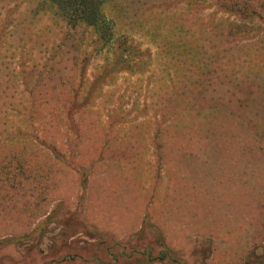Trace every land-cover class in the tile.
Returning a JSON list of instances; mask_svg holds the SVG:
<instances>
[{
    "label": "rangeland",
    "instance_id": "obj_1",
    "mask_svg": "<svg viewBox=\"0 0 264 264\" xmlns=\"http://www.w3.org/2000/svg\"><path fill=\"white\" fill-rule=\"evenodd\" d=\"M154 1L169 2L166 8L156 11L166 16H176L182 4L176 6L179 0L113 3L116 9L118 4L125 6L120 13L128 19L137 14L148 15L146 7ZM35 6V0H0V19L12 15L18 24L10 41L17 45L19 37H24L28 41L27 52L37 55L41 63L56 54L59 65L52 77L71 73L77 82L80 73L72 69L76 52L73 41L52 26L49 15L35 19ZM211 11L199 13L200 24L207 26ZM36 24L41 31L34 38V45L31 26ZM136 41L143 49L151 50V70L144 75L119 74L116 83L99 88L96 94H100V107L110 108L113 104L108 101L119 97L125 108L135 111L133 119L147 104L151 107L147 115L155 120L151 103L158 102L161 91L148 92L146 85L150 75L160 74V51L148 37L139 34ZM55 43L62 45L57 47ZM7 48L6 53L11 54L13 47ZM105 59H110L108 51L96 54L88 65L89 77L101 71ZM0 65L8 98L17 94L12 89L13 80L8 83V79H15L14 75H36L32 74V67H18L7 58ZM49 75L50 72L46 77ZM56 89L43 94L61 98L68 93ZM210 90L214 94L224 92L229 97L226 100L236 106L237 97L245 95L233 85L217 82L210 85ZM257 95L255 100L248 96L244 112L236 107L237 114L231 115L229 109L216 106L223 114L216 116L214 105L205 109L198 105L204 112L197 119L184 116L180 126L170 127L168 139L180 141L183 160L173 166L172 159H167V170L160 165L166 178L147 166L151 153L148 146L143 148L147 155H137L135 163L130 156L122 159L116 155L101 164L86 159L82 162L85 166L78 162L67 166L50 158L43 148L31 155L29 149L23 150V158L30 161L35 176L16 192H0V264H116L111 258H118L117 264H132L134 260L146 264L149 258L151 264H264V156L257 152L252 131L241 127L244 115L239 114V110L247 113V118L264 126V85ZM58 116L55 110L52 118L56 123ZM148 117L140 126L125 131L127 137L135 134L137 147L139 141L146 139L139 137L140 131L153 128ZM104 123L108 124L106 120ZM109 130L111 135L112 129ZM119 141L131 142L125 137ZM109 144L106 149H113L115 143ZM143 253L147 255L144 259Z\"/></svg>",
    "mask_w": 264,
    "mask_h": 264
},
{
    "label": "trees",
    "instance_id": "obj_2",
    "mask_svg": "<svg viewBox=\"0 0 264 264\" xmlns=\"http://www.w3.org/2000/svg\"><path fill=\"white\" fill-rule=\"evenodd\" d=\"M35 3L34 18L49 15L52 26L73 41L76 52L72 69L80 73V78L76 82L70 73L54 79L59 65L57 55L39 62L37 55L27 52L28 41L24 37L17 38L20 42L17 45L10 41L18 31L16 19L12 15L0 19V61L7 58L18 67H32V74H36L8 79V83L13 80L12 89L17 92L9 98L6 81L0 78V192L5 195L11 190L16 192L35 176L30 161L16 149L20 142L22 150L38 142L44 146L58 141L78 143L86 115L96 117L95 123H100L105 113L108 124H130L136 120L129 116L119 97L108 101L113 104L110 108L100 107V94L96 93L99 88L116 83L119 74L144 75L151 70V50L143 49L136 41L139 34L148 37L160 51V74L150 75L146 85L148 92L161 91L158 102L151 103L161 111L160 123L181 125L184 116L197 119L204 112L200 109L208 105L223 106L231 115L237 114L236 107L244 112L248 96L255 100L259 87L264 85V0H179L176 6L182 4L176 16L156 13L169 2L154 1L146 7L148 15L137 14L128 19L120 13L125 6L121 3L116 9L113 0H35ZM205 10H212L207 26L199 23V13ZM35 27L31 26V43L41 31L37 24ZM61 45L55 43L57 47ZM7 46V50L13 47L11 54L6 53ZM101 50L108 51L110 59H105L100 72L89 77L88 65ZM49 72L50 77H46ZM213 82L230 84L243 92L245 95L237 97L238 106L227 101L229 97L224 92H211ZM48 84L51 86L44 88ZM48 89L68 93L61 98L45 97L43 92ZM198 105L203 106L199 109ZM216 109V116L223 115ZM55 110L59 113L58 123L52 118ZM240 110L239 114L244 115L241 127L252 131L257 152L264 156V126Z\"/></svg>",
    "mask_w": 264,
    "mask_h": 264
},
{
    "label": "crops",
    "instance_id": "obj_3",
    "mask_svg": "<svg viewBox=\"0 0 264 264\" xmlns=\"http://www.w3.org/2000/svg\"><path fill=\"white\" fill-rule=\"evenodd\" d=\"M117 97H114L116 100ZM129 116L132 117L135 114V111L129 108H126ZM148 109L150 110L151 107H143L142 112H140L138 115V118H135L133 123L130 124H118V123H109L106 124L104 123L105 120L107 122V114H103V118L106 117V119L102 118V121L100 123H95L93 120L96 119L93 118L92 115H88L89 117L86 119V123L84 124V127H82V137L81 140L76 143V142H57V143H52V145H42L39 142L36 143L34 146H30V155L32 152H36L38 148H43V150H46L49 152V156L52 159L59 160L66 164L67 166H71L72 162H78L79 166H85L82 164L83 161L86 159H89L91 162H97L98 164L100 163H105L106 161L113 159L114 157H122V159L128 158L130 156V160L132 163H135V157L137 155L139 156H144L145 157V150L143 149L145 146H148L150 148V156L147 161V166H151V170L154 169L155 174L159 175L160 177H165L167 176L166 172H161L160 171V165L163 164V168L165 170L169 169L166 167L167 162L169 160L167 159H172L173 166L176 165V161L179 159L183 160V152L181 149V143L180 141H176L173 139H168V132L172 128H177V126H180L178 124H170V125H165L163 123H160V110H156L155 108V120H151V118L148 117L147 113L149 112ZM154 109V108H153ZM113 112V111H112ZM137 113V112H136ZM119 113H116L114 117H118ZM150 120L151 124L153 125L152 129H143L140 131L139 137L144 139L138 142V147L135 146L134 144L137 143L135 141V134L127 137L125 134L126 129H132L130 127H135V126H140L141 122L145 121V119ZM93 118V119H90ZM154 119V118H152ZM116 121V120H115ZM93 122V123H91ZM129 126V127H128ZM149 126V125H148ZM112 129V134H110V130ZM120 132V135L118 134ZM176 135V134H175ZM109 136H111V140H109ZM126 138L127 140H131L133 144H126V143H131L129 141L123 142L119 141L122 140V138ZM115 145H112L113 149H111L110 146H106L110 143ZM120 142H123L125 144H122ZM21 142L18 144L16 149L19 150V153L23 157V144L19 146ZM109 144V145H110ZM53 147V148H52ZM65 147L68 149V151L64 150L63 148ZM104 148L106 149L108 154H105ZM141 149L143 151H141ZM168 150V151H167ZM178 150V151H177ZM59 153V154H58ZM147 155V154H146ZM160 155H162V160L160 159ZM106 160V161H105ZM127 162V161H126ZM143 166H141V169ZM77 172L75 167L73 168ZM88 240V239H84ZM151 264V263H150ZM154 264H161V262H154Z\"/></svg>",
    "mask_w": 264,
    "mask_h": 264
},
{
    "label": "flooded vegetation",
    "instance_id": "obj_4",
    "mask_svg": "<svg viewBox=\"0 0 264 264\" xmlns=\"http://www.w3.org/2000/svg\"><path fill=\"white\" fill-rule=\"evenodd\" d=\"M118 254H119V253H118ZM143 254H144V256H143L142 258L144 259L145 257H147V255H146L145 253H143ZM111 256L114 257L115 255L111 253ZM117 257H118V256H117ZM110 258H111V257H110ZM148 258H149V257H148ZM96 259H98V258H96ZM111 259L114 260L116 264H117V262H118V260H119L118 258H114V259L111 258ZM149 260H150V261H148L146 264L152 262V259L149 258ZM112 262H113V261H112ZM138 263H139L138 261H135V260H134V263H132V264H138ZM141 264H144V263H141ZM245 264H246V263H245ZM256 264H258V263L256 262ZM262 264H263V263H262Z\"/></svg>",
    "mask_w": 264,
    "mask_h": 264
}]
</instances>
